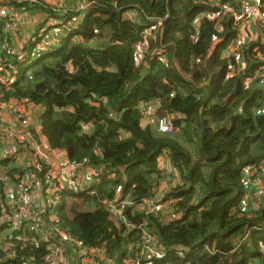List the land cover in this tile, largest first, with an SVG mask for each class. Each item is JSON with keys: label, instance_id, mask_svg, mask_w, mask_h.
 <instances>
[{"label": "trees", "instance_id": "obj_1", "mask_svg": "<svg viewBox=\"0 0 264 264\" xmlns=\"http://www.w3.org/2000/svg\"><path fill=\"white\" fill-rule=\"evenodd\" d=\"M79 3L86 8L61 15L47 0H0L8 16L21 17L17 26L36 17L51 23L46 34L41 25L20 55L11 51L16 44L8 17L0 21L1 68L9 79V86L0 88V103L40 109L48 147L65 154L81 183L75 192L60 175L50 181L41 176L51 165L40 161L38 169L22 168L7 157L0 164L5 177H0V217L9 209L7 185L15 186L18 202L17 188L33 171L44 198L54 194L55 202L45 201L38 228L48 224L55 241L64 233L103 247V262L128 264L137 258L145 224L156 252L162 247L167 253L162 261L150 256L151 264H264V209L252 210L248 203L258 187L251 184L264 183V89L255 79L263 72L264 43L249 32L241 50L248 65L241 71L222 51L242 23L227 17L219 34L217 20L202 17L219 10L215 0ZM221 4L237 11L240 2ZM163 19L158 32H148L151 20ZM215 35L220 42L211 55ZM150 110L154 123L143 127ZM168 117L174 130L162 134L157 122ZM177 177L184 184L164 191V202L176 203L174 210L182 212L178 220L134 213L118 222L111 212L110 203L120 197L137 204L155 200L164 178L172 184ZM37 232L24 235L39 239ZM47 255L46 244L36 249L18 240L7 252L0 246V264H45Z\"/></svg>", "mask_w": 264, "mask_h": 264}, {"label": "built area", "instance_id": "obj_2", "mask_svg": "<svg viewBox=\"0 0 264 264\" xmlns=\"http://www.w3.org/2000/svg\"><path fill=\"white\" fill-rule=\"evenodd\" d=\"M240 4L238 7V15L235 14V9L231 8L228 5L221 4V0H215V3L217 7H219V10L215 13H205L204 16H208V18L212 20H217V26L216 29L220 33L224 31V27L221 24L222 21L225 20V18L234 16L236 21H240L242 23L241 28L236 36L235 39H233L230 43L227 44V46L223 49V57L226 59H234L236 61V65L238 68H240L241 71L246 70L248 62L246 59L243 58L241 55V50L243 46L246 44V41L248 40L250 27L253 24H260L264 26V2L262 0H239ZM8 17V26L9 28L13 29V31L17 28V20L15 17L8 16L5 12V9L0 8V21L5 20ZM167 19L163 20H151V24L148 27V32H158L163 25L166 23ZM134 22V21H133ZM132 22V23H133ZM199 22V19L195 21V24ZM47 29L44 31L46 32ZM43 33V32H42ZM45 34V33H44ZM220 37L218 35H215L212 38V43L214 45V49L216 48L217 44L220 42ZM59 39L55 40L57 44H59ZM45 44V41H42V46ZM6 46V45H4ZM4 48V47H3ZM260 64L264 63V51L261 56ZM199 62V61H198ZM2 63L0 61V88L8 87L9 86V79L6 77V75H3L2 71ZM165 67L168 68L169 64L168 62H164ZM233 70V67H231ZM262 73L255 77V79H260L259 85L264 89V67H262ZM3 107H0V115L2 113ZM12 113L16 116L17 120L20 122V124L27 128L30 123V117L23 114V111L18 106V103L15 101L12 103L11 108ZM151 111V110H150ZM150 111H145L146 117L148 122L151 124L154 123V120L150 117L152 115H148ZM173 119L171 117L161 119L157 122L158 131L162 134H168L171 133L174 130L173 127ZM84 130H87V128H84ZM24 135H21L18 139L22 142H24L25 139H23ZM14 134L9 131L2 132L1 126H0V161L4 160L7 157H14V147H12L10 144L2 145L1 140L12 142L14 139ZM14 148V149H13ZM39 152V153H38ZM33 157L35 158V162L29 166V168H37L38 169V162H42L44 165H49V158L47 156H44L41 154L39 149H33ZM39 154V155H38ZM39 160V161H38ZM62 166L65 169H68L67 177L65 178L66 183L68 184L70 189H76L79 184V180H76L75 177V170L73 167L69 164V162H65L62 164ZM41 171V170H40ZM264 171V167H263ZM33 172V171H32ZM29 172L25 178H31L32 180V188L34 191L32 192H26L24 191V188H26V184L30 183L29 180H25L23 183V188H17L18 190V202H15L14 196H13V204L9 205L8 211H3L2 214V222H0V227L5 228L6 235L4 236V241L7 243L9 239L15 240L13 238V233L15 232H23L22 235H24L26 232H24V229L28 228L29 230L33 228V230H37L39 234V239L27 237L26 239H22V242L24 245L31 244L35 246L36 249L42 248V244H46V250L48 251V255L46 257L45 264H73L72 261H76L75 264H110L108 262H103V247H91L87 244H85L81 240L74 239L73 237L64 234L59 233L58 240L55 241V239L52 237L44 236L41 233L43 230H40L38 228V224L41 221V215L43 214L44 210L39 209L36 210V207L34 206V194H36L41 189V183L37 180L35 172ZM247 175H250L251 171H246ZM53 172H49V177L47 178V181H50V178L52 177ZM1 179H5L3 175H0ZM249 181L247 182L248 185ZM166 184V183H165ZM251 186H261L264 188V183L261 182L260 184H251ZM50 191V189H48ZM119 191H121V187L119 188ZM54 195V194H52ZM52 195H48L45 201H48V204L53 205L55 202L53 199H50ZM262 196H264V190L262 193ZM57 195V199H58ZM157 198V197H156ZM155 200L144 202L142 204H139V206L143 209H147V214L152 215H158L161 213V211L158 213H155V210H158L159 207L163 205H167V203H173L172 201L164 202L165 200L162 199L160 204L156 203ZM130 202L129 198H126L125 202H116V203H110L111 212L115 215V217L118 219V221H121L122 218H124L119 212L118 209L129 206L128 203ZM247 202V201H246ZM7 203V200H6ZM132 205V203H130ZM55 214H53L52 217H54ZM164 216V215H163ZM165 217V216H164ZM169 219V217H168ZM170 221V219H169ZM172 221V220H171ZM142 238L141 241L138 243V251H137V258L131 260L128 262V264H141L142 258L143 261L147 264H151L148 262L150 256L157 255L161 260L166 256L163 251L155 252L154 247L152 245L153 236L150 232L145 231L142 232ZM21 237V236H20ZM19 237V239H20ZM57 237V236H56ZM1 239V237H0ZM18 239V238H17ZM7 240V241H6ZM21 240V239H20ZM1 241V240H0ZM3 249L7 251H12V245H3ZM184 252V251H183ZM182 251H177V255L180 258H184L185 255ZM186 252V250H185ZM11 256L14 257L13 252L11 253ZM71 256V258H69ZM96 262V263H95ZM30 263H24V264H32Z\"/></svg>", "mask_w": 264, "mask_h": 264}, {"label": "rangeland", "instance_id": "obj_3", "mask_svg": "<svg viewBox=\"0 0 264 264\" xmlns=\"http://www.w3.org/2000/svg\"><path fill=\"white\" fill-rule=\"evenodd\" d=\"M2 1L4 2L5 0H2ZM47 1L51 4V6L53 7V10L56 12V14H61V15L62 14L65 15V14L74 12L75 10H77V12H79L80 10H83V9L86 8L84 5L79 3V0H60L58 2H57V0H47ZM235 14L238 15V10L235 11ZM16 20H18V19L16 18ZM41 22H40V17H36V19H34L33 21H29V19L26 18V21L22 23V29H21V27L19 25L17 26V28L14 30V35H13L14 43L16 44V46H14L11 49V51L14 50L13 53L21 55V52H22L24 46L27 43H29L30 41H33L34 35H37L39 33V31H40L39 27L41 25L40 24ZM253 26H255V25H252L250 28H252ZM43 29L45 30V28H43ZM44 30L42 31L43 33L41 32V34H44V33L46 34L48 32L47 30H46V32ZM261 31H264V30H261ZM261 35H262V33H261ZM253 37L256 39L257 35L253 34ZM38 50H41V48L37 46V50L36 51H38ZM136 52L139 53V50H137ZM23 58H24V56H23ZM199 87H201V85ZM0 106H3V104L0 103ZM10 108H11V106L7 105V109H10ZM24 111H25L27 116H30V119L32 121L34 115H32L31 111H29V110H27V111L24 110ZM153 114H154V112H153V110H151L148 115H153ZM30 124H31V122L29 123V125ZM143 124H144L143 127H146L147 124H151V123L146 120V121L143 122ZM25 136H27V135H25ZM23 139H25L24 142H22L19 139H17L20 146L25 145L28 148V150L30 148H32V147H33L34 150L36 149L34 147V144L28 141V138L23 137ZM185 142H187V139L185 140ZM187 146L190 147L191 149H193V147H192V145L190 143H187ZM15 151H16V153H14L15 154L14 158H17L19 160V158H21L24 154L21 155V152H18V150H16V148L14 149V152ZM29 154L33 155L35 153H33V152L31 153V151H29ZM163 158H164V156L160 158V160H161L160 162L163 161ZM51 172H53L54 175H57V174H59L61 172V169L57 168V170H54V171L51 170ZM56 172H58V173L55 174ZM22 180L23 181L24 180H29V182H30V183L26 184V188H24V191H26V192L34 191V189L32 188L33 184H32L31 178H27L26 177V178H24ZM164 180L165 181L162 183L161 188H160L159 193H158V196L156 198V200H157L156 203L157 204H160L162 199H164L166 197L167 194H165L164 191L170 192V190L173 189V187L182 186L184 184L183 181H180V179L178 177L176 178L175 181L172 182V184L170 182L171 186L167 182L166 178H164ZM263 190H264V188H262L261 186H258V187L255 188L254 194H251L250 197H253V198H252L251 201L248 200V203H249V206L251 207L252 210L254 209V206H257L258 209H261V208L264 209V196H262ZM7 192H8V195H11V191L8 190ZM163 192H164V194H163ZM117 193H120V191H117ZM15 194L16 193L14 192V194H13L14 197H15ZM62 201H63V199L60 200V202H62ZM119 201L120 202H125L126 199L123 198V197H120ZM243 202H246V199H244ZM127 203L128 202H126V204ZM130 203H131V201L128 203L129 206H125V207H122V208L118 209V212L124 218L129 216V215H132L134 213H140V214L146 213L147 214V209H143L139 205L138 206H134V208H133V206ZM174 205H176V203H171V202L167 203L166 206L163 205V206L159 207L158 210H155V213L158 212V211L159 212L161 211V214L164 215V216L169 217L170 221L171 220L174 221L176 219L178 220L180 218V215L182 214V212H176V210H174V207H173ZM153 216L155 217L156 215H153ZM169 219H167V220L169 221ZM1 220H2V217H0V222H2ZM30 230H33V228L30 229ZM5 235H6L5 228L4 227H0V237H1L0 246L6 245V244L7 245H13V244H15L16 241L21 239L20 241L22 242V239H26L27 238L25 235H22L20 237V239H16V240L9 239L8 242L6 243L4 241V236ZM44 261H46V259Z\"/></svg>", "mask_w": 264, "mask_h": 264}, {"label": "crops", "instance_id": "obj_4", "mask_svg": "<svg viewBox=\"0 0 264 264\" xmlns=\"http://www.w3.org/2000/svg\"><path fill=\"white\" fill-rule=\"evenodd\" d=\"M13 12L16 13L17 11L13 10ZM16 16H17L16 18L18 20L21 19V17L19 15H16ZM40 24L42 25L43 22H41ZM41 25H40L39 29H41L43 26L46 29H50L49 26L51 25V23L47 22V23L43 24V26H41ZM253 25H255V26L250 28V31L253 34L257 35V38L255 40L261 41L262 43H264V31H261L262 25H260V24H253ZM21 29H22V27H21ZM261 33H262V35H261ZM11 35H14V31L11 32ZM0 107H3V106H0ZM25 110L27 111L28 108H26ZM29 111H31V113H32V115H34V117L31 121V124L27 128H25L20 124V122L17 120L16 116L14 115V113H12V111L10 109L3 107L2 113L0 115L1 131L2 132H5V131L12 132L14 134L15 138L13 139L12 142L1 140V144L3 146L10 144L14 148H16V150H18V152H21V155L24 154L21 158H19V160L17 158H14V157H12V158L15 160V162L18 166H21L22 168H29V166L35 162V158L33 157V155L29 154V151H31V153L33 152V147L28 150V148L25 145L20 146L19 142L17 140L21 135H27V137L30 138L28 141L33 143L34 147L36 149H39L42 155L47 156L49 158V165L52 166V169H50V171L51 170H53V171L57 170V168L59 166H61L62 164H64V162L66 161V156L62 152L61 153L53 152L48 147L47 139L45 136H43L42 128L39 125V117L42 114L41 110L36 108L35 111L32 112V108H31ZM146 120L147 119H144V121H146ZM143 126H144V124H143ZM2 161H4V160H1L0 164L2 163ZM3 169H4V167L0 168V175H3V173H2ZM30 169H31V167H30ZM47 171H48V168H45L39 172L41 173V176H45V174L48 173ZM57 173L58 172H56L55 174H57ZM14 187L15 186L11 185V184L7 185V190L4 192L5 197H7L6 198L7 204H9V205L13 204ZM8 190L11 191V195H8V192H7ZM33 202H34V206L36 207V210H38V209L44 210L46 208L44 192L41 191V189L36 194H34ZM42 228H43V232L41 234L44 236L51 237L49 234V229H50L49 225L44 223V226H42ZM28 231H29L28 228L24 229V232H28ZM160 250L165 251V248L161 247ZM69 258H71V256ZM72 263L75 264L76 261H72Z\"/></svg>", "mask_w": 264, "mask_h": 264}, {"label": "bare ground", "instance_id": "obj_5", "mask_svg": "<svg viewBox=\"0 0 264 264\" xmlns=\"http://www.w3.org/2000/svg\"><path fill=\"white\" fill-rule=\"evenodd\" d=\"M34 40V39H33ZM57 46H58V44H57ZM12 105V103L11 104H9L8 106H11ZM6 108H7V105L5 106ZM23 113L26 115V113H25V111L23 110ZM28 117H30V116H28ZM30 122H31V119H30ZM39 124H40V122H39ZM23 137H26V138H28V140L30 139L29 137H27V136H23ZM58 153H60V152H58ZM65 162H67V159H66V161ZM64 162V163H65ZM58 168H60L61 169V172L59 173V174H57V175H60V176H62L63 178H66L67 177V174H68V169H65L62 165L61 166H59ZM53 176V175H52ZM45 177H49V173H47L46 175H45ZM73 190H75V192H77V191H79L78 190V187L76 188V189H73ZM132 203V202H131ZM139 204H137V203H132V206H133V208H134V206H138ZM146 227H147V225H145V224H143L141 227H140V229H143V231H145L146 230ZM137 247H138V244H137ZM154 250H155V248H154ZM155 252H156V250H155ZM153 256H155V255H153ZM157 256V255H156Z\"/></svg>", "mask_w": 264, "mask_h": 264}, {"label": "clouds", "instance_id": "obj_6", "mask_svg": "<svg viewBox=\"0 0 264 264\" xmlns=\"http://www.w3.org/2000/svg\"><path fill=\"white\" fill-rule=\"evenodd\" d=\"M198 19V18H197ZM196 19V20H197ZM46 29V28H45ZM44 30V29H43ZM48 30V29H47ZM65 36H67V34L65 35ZM216 52V48L214 49V45H213V47L211 48V50H210V53H211V55H212V53L214 54ZM222 57H223V51H222ZM164 253H165V257L163 258V260L167 257V253H166V250L165 251H163ZM162 261V260H161Z\"/></svg>", "mask_w": 264, "mask_h": 264}]
</instances>
